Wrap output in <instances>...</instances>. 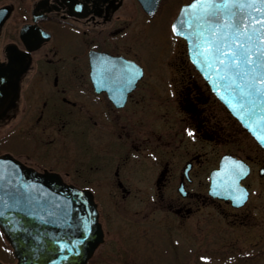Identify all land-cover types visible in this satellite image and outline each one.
Masks as SVG:
<instances>
[{"label": "flooded vegetation", "instance_id": "flooded-vegetation-1", "mask_svg": "<svg viewBox=\"0 0 264 264\" xmlns=\"http://www.w3.org/2000/svg\"><path fill=\"white\" fill-rule=\"evenodd\" d=\"M166 1L149 15L138 0H32L19 6L22 21L6 29L16 11L10 2L0 61L24 62L25 70L13 106L0 118V128L9 127L0 154L41 172L91 174L87 182L95 197L100 191L126 198L151 190L156 208L181 218L207 203L231 206L209 194V175L225 154L243 159L247 174L264 178V156L244 154L255 144L264 150L213 96L188 57L156 60L148 70L144 65L143 28H129L127 4L138 5L149 21ZM128 65L137 69L132 83ZM249 175L242 182L250 191ZM137 177L146 182L134 188L128 179ZM0 238L9 255L1 232Z\"/></svg>", "mask_w": 264, "mask_h": 264}, {"label": "rangeland", "instance_id": "rangeland-1", "mask_svg": "<svg viewBox=\"0 0 264 264\" xmlns=\"http://www.w3.org/2000/svg\"><path fill=\"white\" fill-rule=\"evenodd\" d=\"M10 2L16 6V11L8 20L6 29L22 21L17 14L19 6L29 7L32 0H0V5ZM180 4L178 0L163 2L155 17L148 21L138 5L135 9V5L128 2L129 28H143L142 59L147 70L155 65L156 60L167 62L171 59L179 63L182 58H187L185 41L177 40L169 25ZM156 72L149 70L148 74ZM159 73L165 75L164 69ZM169 74L175 75L176 72L170 71ZM219 104L215 102V105ZM8 128H0V143ZM232 148L235 151V146ZM253 148L251 151L245 149L244 154L264 156L256 144ZM1 149L4 147L0 145ZM216 161L217 157L209 161L208 169ZM90 175L62 174L67 182L84 187L89 186L87 179ZM104 180L106 183L107 179ZM145 182L146 179L138 177L128 179V184L134 188L145 185ZM245 183L251 190L244 206L234 208L225 203H207L187 218L174 217L165 207L156 208L151 190L149 194L141 192L126 198L98 192L96 198L105 241L87 264H264V178L260 174H251ZM5 248L6 244L0 238V258L11 261L12 253L8 255Z\"/></svg>", "mask_w": 264, "mask_h": 264}, {"label": "water", "instance_id": "water-1", "mask_svg": "<svg viewBox=\"0 0 264 264\" xmlns=\"http://www.w3.org/2000/svg\"><path fill=\"white\" fill-rule=\"evenodd\" d=\"M139 2L145 11L152 14L156 11L159 0H139ZM194 3L196 7L191 6ZM204 9L201 0H191L183 4L172 23L177 24L175 34L185 33L182 37L187 42L188 55L194 66L217 98L264 148V143L256 138L257 135H264L261 131L264 122L259 120L261 114L259 110L264 108V103L258 101L254 114L249 116L245 113L242 121L222 98L228 95L222 82L203 63L195 62L199 57L194 55L197 50L194 46L193 33ZM11 11L10 4L0 6V29L9 18ZM219 11L224 13L228 10ZM231 11L238 12L239 9L233 6ZM181 20L187 21L191 29L183 28L179 23ZM223 22L228 23L229 20ZM26 27L25 25L22 28V32ZM190 37H192L191 43ZM24 70V62L0 61V118L14 104L19 90L20 76ZM217 88L220 89L219 93ZM245 121L256 129L255 135L245 126ZM234 160L238 159L228 155L221 159L220 167L211 174L210 194L231 200L236 206L232 199L236 193L229 190L233 174H225L229 171L233 172ZM246 175L247 173L241 176L237 183L248 192L241 183ZM0 230L13 248L17 258L15 264H86L104 240L97 204L88 189L67 183L59 173L39 172L9 153L0 154Z\"/></svg>", "mask_w": 264, "mask_h": 264}, {"label": "snow or ice", "instance_id": "snow-or-ice-1", "mask_svg": "<svg viewBox=\"0 0 264 264\" xmlns=\"http://www.w3.org/2000/svg\"><path fill=\"white\" fill-rule=\"evenodd\" d=\"M201 2L205 9L198 18L196 31L193 33L194 46L197 50L194 55L199 57L195 62L203 63L222 82L225 92L228 93L222 98L243 121L245 113L249 116L254 114L258 101L264 103V0H201ZM191 6L196 7V3ZM233 6L239 11H231ZM220 9L228 11L221 13ZM224 20L229 22L224 23ZM179 23L183 28L191 29L187 21L181 20ZM171 30L175 34L177 24H172ZM180 35L184 36L185 33L180 32ZM189 42H192V37L189 38ZM127 67L128 82L132 83L137 75V69L133 65ZM217 92H220L219 88ZM259 111L261 113L259 120L264 122V108ZM245 126L256 134L252 124L245 121ZM186 131L192 135V130ZM261 131L264 132V127ZM256 138L264 143V135H257ZM233 165V179L229 190L236 193L232 197L233 203L242 207L248 192L237 181L247 173L248 168L240 160H234ZM261 171L264 172V169ZM201 259L207 260L208 257Z\"/></svg>", "mask_w": 264, "mask_h": 264}]
</instances>
